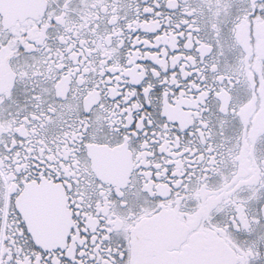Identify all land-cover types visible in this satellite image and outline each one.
Returning a JSON list of instances; mask_svg holds the SVG:
<instances>
[{"label":"snow or ice","instance_id":"6c2138e0","mask_svg":"<svg viewBox=\"0 0 264 264\" xmlns=\"http://www.w3.org/2000/svg\"><path fill=\"white\" fill-rule=\"evenodd\" d=\"M0 264H264V0H0Z\"/></svg>","mask_w":264,"mask_h":264}]
</instances>
